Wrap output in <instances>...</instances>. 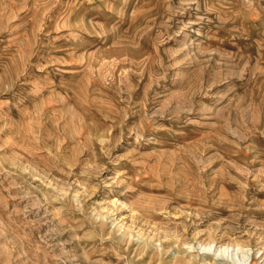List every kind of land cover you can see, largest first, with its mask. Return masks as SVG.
I'll use <instances>...</instances> for the list:
<instances>
[{
    "label": "rangeland",
    "instance_id": "1",
    "mask_svg": "<svg viewBox=\"0 0 264 264\" xmlns=\"http://www.w3.org/2000/svg\"><path fill=\"white\" fill-rule=\"evenodd\" d=\"M0 264H264V0H0Z\"/></svg>",
    "mask_w": 264,
    "mask_h": 264
},
{
    "label": "bare ground",
    "instance_id": "2",
    "mask_svg": "<svg viewBox=\"0 0 264 264\" xmlns=\"http://www.w3.org/2000/svg\"><path fill=\"white\" fill-rule=\"evenodd\" d=\"M208 252H210V250H209ZM222 255H223V254H222Z\"/></svg>",
    "mask_w": 264,
    "mask_h": 264
}]
</instances>
